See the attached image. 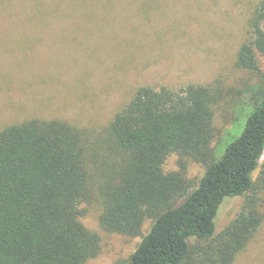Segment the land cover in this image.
Segmentation results:
<instances>
[{
	"label": "trees",
	"instance_id": "trees-1",
	"mask_svg": "<svg viewBox=\"0 0 264 264\" xmlns=\"http://www.w3.org/2000/svg\"><path fill=\"white\" fill-rule=\"evenodd\" d=\"M263 22L264 0L249 19L239 67L259 71ZM215 95L198 84L141 86L95 141L59 118L2 128L0 264H87L96 257L101 238L81 220L96 180L106 198L100 217L106 230L138 236L151 221L120 264H234L264 223V91L224 151L212 145ZM173 154L179 169L166 170ZM189 160L205 167L198 179L187 175ZM238 196L241 209L218 230L221 205Z\"/></svg>",
	"mask_w": 264,
	"mask_h": 264
},
{
	"label": "rangeland",
	"instance_id": "rangeland-1",
	"mask_svg": "<svg viewBox=\"0 0 264 264\" xmlns=\"http://www.w3.org/2000/svg\"><path fill=\"white\" fill-rule=\"evenodd\" d=\"M261 1L0 0V130L29 118H59L87 129L95 141L137 88L198 84L215 91L212 145L224 151L264 91V55L258 54L259 71L236 63ZM102 145L109 154V144ZM165 169H179L176 154ZM186 169L192 179L205 171L193 160ZM105 199L96 180L81 220L100 236L101 250L87 264H120L150 228L147 221L138 236L106 230ZM243 201L223 202L218 230ZM234 264H264V223Z\"/></svg>",
	"mask_w": 264,
	"mask_h": 264
}]
</instances>
